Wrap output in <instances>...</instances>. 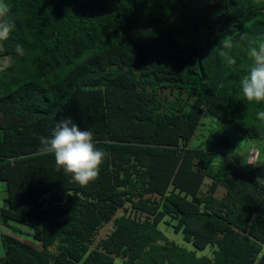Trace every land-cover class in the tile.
Wrapping results in <instances>:
<instances>
[{"label": "trees", "instance_id": "16d2710c", "mask_svg": "<svg viewBox=\"0 0 264 264\" xmlns=\"http://www.w3.org/2000/svg\"><path fill=\"white\" fill-rule=\"evenodd\" d=\"M0 19V264H264V105L240 93L264 0H2ZM69 115L106 154L87 185L41 144ZM205 116L259 164L191 147Z\"/></svg>", "mask_w": 264, "mask_h": 264}, {"label": "clouds", "instance_id": "9594fccd", "mask_svg": "<svg viewBox=\"0 0 264 264\" xmlns=\"http://www.w3.org/2000/svg\"><path fill=\"white\" fill-rule=\"evenodd\" d=\"M12 22L0 19V40L6 39L12 30ZM225 48L232 46V42L225 40ZM248 56L251 63L247 74L240 82V93L249 102L264 105V41L250 47ZM235 59L231 63H235ZM257 116L264 119V110L258 111ZM41 144L45 151L54 156L57 167L70 174L71 180L87 185L93 181L105 159V152L96 147L93 142L92 131L81 128L72 116H65L56 122L50 136L42 137ZM259 149L251 146L247 161L249 164L258 165ZM0 233L6 232L0 226Z\"/></svg>", "mask_w": 264, "mask_h": 264}, {"label": "rangeland", "instance_id": "374dc122", "mask_svg": "<svg viewBox=\"0 0 264 264\" xmlns=\"http://www.w3.org/2000/svg\"><path fill=\"white\" fill-rule=\"evenodd\" d=\"M252 144L257 146L256 141L247 140L245 138L240 137V134L235 132L228 125L218 123L209 116H205L202 118L201 124L199 125L198 129L195 131L193 137L190 140L191 147L210 149L216 151V153H219L221 151L230 152L238 150L242 152L251 147ZM263 144L264 143H261L260 145ZM257 148L259 149V147ZM207 184L208 180H205L202 188L205 189ZM2 189L3 186L0 184V190ZM111 226V223L105 224L98 231L97 238L106 236V234L110 231ZM160 228L171 240L185 247H191L189 243L184 242L180 233H173L171 227H165L164 223H161ZM22 229L27 230L25 227H22ZM2 254L3 251L0 242V256H2Z\"/></svg>", "mask_w": 264, "mask_h": 264}, {"label": "crops", "instance_id": "0c3cea01", "mask_svg": "<svg viewBox=\"0 0 264 264\" xmlns=\"http://www.w3.org/2000/svg\"><path fill=\"white\" fill-rule=\"evenodd\" d=\"M1 1H2V0H0V4H1ZM0 231H4V230H3V229H0Z\"/></svg>", "mask_w": 264, "mask_h": 264}, {"label": "water", "instance_id": "95a60500", "mask_svg": "<svg viewBox=\"0 0 264 264\" xmlns=\"http://www.w3.org/2000/svg\"><path fill=\"white\" fill-rule=\"evenodd\" d=\"M212 1H216V0H212Z\"/></svg>", "mask_w": 264, "mask_h": 264}]
</instances>
